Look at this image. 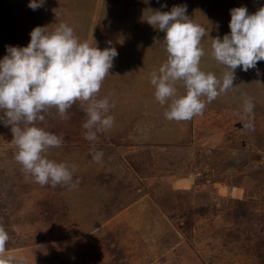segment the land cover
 <instances>
[{"label": "rangeland", "instance_id": "374dc122", "mask_svg": "<svg viewBox=\"0 0 264 264\" xmlns=\"http://www.w3.org/2000/svg\"><path fill=\"white\" fill-rule=\"evenodd\" d=\"M29 2L0 0V60L8 46H27L35 27L51 32L60 23L81 42L114 47L96 97L108 98L114 124L89 141L87 102L73 104L67 120L55 108L45 113L36 126L63 137L46 158L75 166L78 180L53 187L15 160L11 125L0 120L5 256L23 264H264V61L237 68L234 88L203 114L168 120L171 101L161 105L150 83L167 59L165 33L146 21L186 5L208 31L200 68L222 78L230 69L211 56L213 39L230 34L231 9L255 13L264 0H43L36 10ZM176 87L185 93L182 82Z\"/></svg>", "mask_w": 264, "mask_h": 264}, {"label": "clouds", "instance_id": "9594fccd", "mask_svg": "<svg viewBox=\"0 0 264 264\" xmlns=\"http://www.w3.org/2000/svg\"><path fill=\"white\" fill-rule=\"evenodd\" d=\"M42 6L43 0H30L28 5L33 10ZM186 13V5L173 6L168 12L154 11L146 19L165 33L167 52L158 73L150 74V83L161 105L171 101L165 118L178 122L203 114L207 103L234 88L237 68L247 72L264 61V6L255 13H249L245 6L231 9L230 34L213 39L211 56L230 69L222 78L201 70L205 55L201 42L208 31L192 22ZM30 36L27 46H8L0 60V109L5 111V118L0 120L11 125L12 142L18 149L15 160L36 183L76 187L78 180L72 183L75 166L70 169L45 155L50 148L61 147L63 137L36 125L45 121V113L51 108L57 110L60 119H69L67 110L79 101L88 103L87 120L82 125L87 130L86 140L95 141L98 132L111 128L114 117L107 113L112 105L107 97H96L118 52L114 47L101 50L81 42L65 23L51 32L47 26H37ZM177 82H182L186 90L183 95L178 92ZM252 107L248 101L246 110ZM102 157V152H95L93 160L99 162ZM9 239L8 232L0 226V264H23V260L5 256Z\"/></svg>", "mask_w": 264, "mask_h": 264}, {"label": "crops", "instance_id": "0c3cea01", "mask_svg": "<svg viewBox=\"0 0 264 264\" xmlns=\"http://www.w3.org/2000/svg\"><path fill=\"white\" fill-rule=\"evenodd\" d=\"M0 219H3V215H2V217H0Z\"/></svg>", "mask_w": 264, "mask_h": 264}]
</instances>
